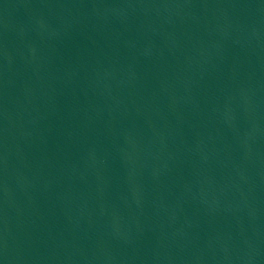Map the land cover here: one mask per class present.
Returning <instances> with one entry per match:
<instances>
[{"label":"water","instance_id":"1","mask_svg":"<svg viewBox=\"0 0 264 264\" xmlns=\"http://www.w3.org/2000/svg\"><path fill=\"white\" fill-rule=\"evenodd\" d=\"M0 264H264V0H0Z\"/></svg>","mask_w":264,"mask_h":264}]
</instances>
